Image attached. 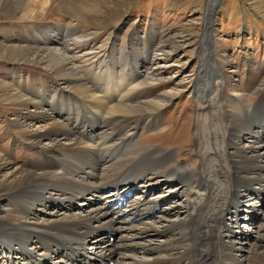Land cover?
I'll use <instances>...</instances> for the list:
<instances>
[{
  "label": "bare ground",
  "instance_id": "6f19581e",
  "mask_svg": "<svg viewBox=\"0 0 264 264\" xmlns=\"http://www.w3.org/2000/svg\"><path fill=\"white\" fill-rule=\"evenodd\" d=\"M97 1L99 0H12L11 3L6 4L5 10L13 14L21 12L25 16L48 12L56 17L58 22L53 29L58 39L54 40V36L47 34L46 31L43 37L30 38L29 42H26L20 38L24 33L18 28H14L13 31L6 30L12 35L8 37V42L0 40L2 58L13 61L15 66L33 63L45 66L71 95L65 96V92L57 89L55 83H47L48 88L57 91L53 97L51 95V98H49L51 89H47L44 84L41 92L38 93V90H35V93H27L24 91L28 88L27 78H17L23 85L19 88L17 83L10 80L13 75H16L18 69L11 67L7 73L0 76V99L5 106L18 114L19 121L14 126L23 133L21 139L42 151V160L36 163L35 170H22L23 168L12 166L0 153V249L10 253L12 257L15 256V260L8 258V264H100L105 262L111 264H241L236 253L244 252L242 243L234 242L235 236L227 234L229 232L233 235V231L229 230L227 224L223 225L224 216L226 213L227 215L232 213L235 217L237 216L235 214L241 211L238 206L244 202L242 203V199L238 198L240 194L236 187H247L249 192L252 191L249 188L254 185L257 186L252 187L254 190L264 185L263 179L258 176L264 172V151H258L255 154L261 146L264 147V142L262 145H257L255 149L234 153V161L229 156L227 158L225 153L224 159L228 160V163L230 161L227 167L221 166V159L217 158V152L212 153L217 158L214 161L212 159L214 167L211 166L213 176L218 177L217 182L214 183L209 178L211 174L209 158L208 161L206 160L208 152L203 153L204 169L202 170L201 167L199 172L186 171L184 177H180L181 173L173 167L174 156L171 152L156 148L147 151L139 158H124L126 154L131 153L135 141L134 132L127 131L131 124L136 119H140L148 129L160 125L158 120L162 109L175 95L162 92L147 101L139 99V95L145 94L144 90L158 85L160 80L152 74L142 79L137 72H131L136 70V56L139 55L135 46L130 45V42H134L133 36L129 42L130 60L123 67L122 73L116 71L119 61L115 59L113 49L106 50L107 54L98 64L101 67L100 70L92 69L87 74L85 72V75L76 69L71 56L66 55L68 51L59 49L58 44L61 46V38L58 35L76 45L88 41L87 32L83 31L80 34L75 23L81 24L100 18L102 8L96 3ZM66 15L70 16L71 21H64ZM65 25L66 28H64ZM24 29L27 35H31L35 30L27 29V27ZM150 44L152 45L151 37L148 38L147 47ZM210 45L205 34L200 42L204 61L197 71L195 93L198 100L201 99L200 102L205 111H209V106L212 105L210 90L215 84V86L218 85V82H214V77L206 78L209 68L216 79H224L223 72L217 68L219 63L211 59ZM155 51L165 53L161 43L155 46ZM90 55L92 57L95 54ZM216 70H220V73ZM201 79L206 81V83L202 81L203 86L200 85ZM29 83L33 84V80ZM201 87L207 89L201 91ZM239 101L234 105L241 115L236 119L232 118L233 123L226 131L229 140L234 139L237 142L241 139L239 133L243 127V124L238 122L242 123L244 118L248 119L251 112L250 108L245 112L241 104L243 99L242 102ZM42 103L47 105L45 109L42 108ZM29 108L37 114L35 118L50 119L46 126L41 127L42 133L23 128L28 126L26 121L32 116L28 111ZM22 111H26L27 116L23 115ZM56 112H63V114L61 117L51 118ZM125 121L127 124L123 123ZM253 124L254 129L261 128L264 121L255 120ZM107 126L115 129V134L97 133ZM208 132H211L210 128ZM259 136L260 141L263 137L261 133ZM117 137H121L119 143H116ZM43 139H47L48 143L43 144ZM201 139L200 135L198 147L202 154ZM67 140V144L62 142ZM237 146V144L236 147L228 145L233 150ZM113 153L119 155L114 157ZM102 165L106 166L105 169L101 168ZM232 167L233 172L230 170ZM147 175L160 176L173 183L186 180L189 181L190 187H194L197 179L201 185L199 188L203 187L206 194L202 201L193 205L195 209L191 207L192 211L195 210L193 215L187 214L176 223H163L161 230L158 231L153 225L143 222L139 216L154 215L161 202L144 200L133 204L128 203L127 199L123 202L121 200L127 195L121 196V194L125 190L129 192L131 185L142 177L147 179L144 180V184L148 183L151 186ZM120 183L125 184L123 191L117 190L113 194L111 192L110 195L112 194L115 200L107 199L104 204L101 203L102 212L95 208L86 210L82 214L63 212L68 208L66 204L73 202L75 198L84 199L83 196L91 195L92 198L86 199L90 202L93 199L96 200L107 187H113L115 190ZM164 188L154 186L152 189L162 193L165 192ZM216 188L219 189V193L216 191L218 197L222 196L224 189L228 191L225 198L222 196L224 202L221 204H212L213 197H216ZM247 191L244 193L241 191L243 200ZM260 193L264 194V189ZM100 200H102L101 197ZM193 202L189 203L193 204ZM47 203L55 206V209L46 213L47 216H38V212H44ZM125 203H128L127 208L133 210L131 218H124V213L115 208L116 205ZM263 203L264 201L260 205ZM131 204L134 206L130 207ZM256 207L258 206H253L252 209L255 210ZM250 213L251 218L255 216L253 214H256L251 211ZM136 214L138 218L134 219L133 216ZM115 220L120 227L111 229ZM121 230L128 233L119 236L117 242L110 241L109 236H114ZM149 235L164 236V238L157 245L142 243L141 240ZM240 235L245 237L243 231L236 236ZM235 238L238 239V237ZM87 241L92 244L91 251H85ZM259 241L264 247V242ZM261 245L257 243L251 246L252 257L245 259L247 261L244 264H264V248H258ZM123 249L129 253L138 250L148 252L152 256V261L134 260L132 256L121 254ZM243 256L242 254L241 258L244 260Z\"/></svg>",
  "mask_w": 264,
  "mask_h": 264
},
{
  "label": "rangeland",
  "instance_id": "374dc122",
  "mask_svg": "<svg viewBox=\"0 0 264 264\" xmlns=\"http://www.w3.org/2000/svg\"><path fill=\"white\" fill-rule=\"evenodd\" d=\"M11 2L12 0H0V40L2 42H8V37L12 35L6 30L13 31L14 28H18L19 31L24 33L20 38L26 42H29L30 38L43 37L46 31L47 34L54 36V40L58 39L53 29L56 22H58L56 17L48 12L25 16L21 12L13 14L5 10L6 4ZM96 3L102 8L100 18L86 23H75L80 34L83 31L87 32V42L84 43L83 41L81 45H76L74 42H69L67 41L68 39H63L58 35L61 38V46L58 44L59 49L68 51L66 55L68 57L71 56L76 69L82 72L83 75L89 73L92 69L98 71L99 68L101 69L98 64L104 55L107 54V51L113 49L114 57L119 61L116 71L122 73L123 67L130 60L131 50L129 42L133 36L134 42H130V45L135 46L139 55L136 56V70H131V72H137L142 79L145 76L150 77V74H152L157 80H160L158 85L144 90L145 94L139 95V99L147 101L162 92L174 93L175 95L162 109L158 120L161 123L160 125L148 129L146 124L140 119H136L131 124L127 131L134 132L135 141L133 149L131 148V153L126 154L124 158H139L147 151L156 148L171 152L174 156L173 167L176 168L175 170L178 173H181L179 174L180 177H184L186 171L199 172L204 169V164L202 165L205 160L203 153L208 152L206 160L208 161L209 158L211 174L210 177L206 176L214 183L218 179L212 174L214 160L220 158L221 166L227 167L228 160L224 159L225 153L227 158L229 156L233 160L234 153L249 151L253 148L255 149L257 145L263 144L264 124L261 128L254 129L255 125L253 123L255 120L264 121V0H99ZM64 21H71L70 16L66 15ZM26 27L27 29L34 28V33H31V35L25 34L26 30L24 28ZM64 28H66V25ZM205 34L211 43L209 47L211 59L219 63L217 68L224 75V79H216L215 76H212L211 68H209V72L206 75V78L214 77V82H218V85L215 86V84V87L212 86L210 90L212 92L210 94L212 97L210 98L212 101V105L209 106L210 112L203 109L200 102L201 99L198 100L195 94L197 90V71L202 67L204 61L202 60L200 42ZM150 37L152 45L150 44L147 47L148 38ZM160 43L163 46L164 54L155 51V46ZM99 48L101 50H98ZM90 54L95 55L91 57ZM13 63L11 60L3 59L2 55H0V76L7 73L10 67L15 70L18 69L16 75H13L10 80L15 82V84L17 83L18 87L21 88L23 86L22 82L18 81L20 79L17 80V78H27L26 86L28 88L24 90L27 93H35V90H38V93L39 91L41 92L43 84L47 89H51L47 87V83H55L57 84V89L65 92V96L69 95L63 85L58 82L55 75L45 66L35 63L15 66ZM205 64L204 62V66ZM213 64L215 65V63ZM220 70H216V72L219 71L220 73ZM30 80H33L31 85L29 83ZM202 81L206 83L205 80L201 79V86H203ZM28 83L29 85H27ZM206 89L201 87V91ZM55 92L57 93V91L51 89L49 98H51V95L53 97ZM242 99L243 103L245 102V105L241 103L245 112L250 109L251 112L248 115L249 120L244 118L245 120L242 123L238 122L243 124V127L241 133H239L241 139L237 142L234 139L229 140L226 131L233 123L232 118L236 119L241 115L234 104L238 103L239 100V102H242ZM1 100L0 153L12 166L23 168L22 170H35L34 166H36V163L42 160V151L21 139L23 133H20L14 126L19 121L18 114L11 111ZM41 106L43 109L47 107L45 103H42ZM28 111L32 116L26 121L28 126L23 128L31 132L42 133L41 127L46 126L50 119L47 117L46 120H39L34 117L37 114L34 113L33 109L29 108ZM22 114L27 116L26 111H22ZM62 114L63 112H56L51 118L61 117ZM123 123L127 124L126 121ZM200 125H205V127H200ZM107 127L97 133L115 134V129L110 126ZM209 128L211 132H208ZM259 133L263 137L260 141L258 140L261 136H259ZM200 135L203 142L200 146L202 154L198 147ZM120 138L117 137L116 143L120 142ZM62 142L67 144L68 140ZM42 143H48V140L43 139ZM235 143L238 145L236 149L233 150L232 147H228V145L236 147ZM258 151H264V147L261 146L255 151V154ZM214 152H217L218 155L220 154L219 157L218 155L217 158L214 157L212 155ZM112 155L115 157L119 154L115 153L114 155L113 153ZM228 164H230V161ZM212 165L213 167H211ZM105 167L101 166L102 169H105ZM233 169V167L230 168L232 172ZM147 176L152 184L151 186L148 183L144 184V180L147 179L142 177V180L139 179L131 185L129 192L125 190L121 194V196L127 194L121 200L123 202L127 199L128 203L133 204L144 200L161 202L159 207L157 206L158 208L154 215L147 216L142 214L139 216L143 222L153 225L158 231L161 230L160 227L163 223H176L179 219L187 216V214L193 215V211H195H192L193 205L198 203V201H202L206 194L202 189L203 187L199 188L201 185L197 179L194 187H190L189 181L186 180L173 183L170 180L162 179L160 176ZM258 176L263 179L264 184V172ZM124 185L123 183L118 184L115 190L113 187H107L98 195L99 199H93L92 201L88 199L90 202H87L86 199L88 197L92 198L91 195L83 196L84 199L75 198L73 202L66 204L69 209L67 208L63 212L82 214L92 208L102 212L101 203L104 204L107 199L112 200L114 198L112 194L117 190L123 191ZM154 186H159V188L166 187L164 188L165 192L161 193L159 190H153ZM252 187L256 188L257 186L254 185ZM252 187L249 188L252 190L249 192L247 187H236L240 194L238 198L242 199V203L244 202L238 206L241 211L238 214L236 213L235 215L237 216L235 217L232 213L228 215L226 213L224 216L223 225L227 224L229 230L233 231V235L229 234V232L227 234L238 237L239 240L233 237L235 239L234 242L242 243L244 252L236 253L241 264L247 261L245 259L252 257L250 250L252 245L257 243L261 245L262 242L259 240L264 242V238H262L264 235V203L260 205L264 201V194L260 193L264 189V185L257 190ZM216 191L218 192L219 189L216 188L215 190L216 197H213L214 202L212 204H221L224 202L228 191L226 189L222 191L224 198L222 196L218 197L219 192L217 193ZM241 191L243 193L247 191L244 195V200L241 196ZM111 192L112 194L110 195ZM100 197L102 200H100ZM192 201H194L193 204H191ZM128 203L121 204L120 206L122 207L119 209L117 206L115 207L117 211L124 213V218H131L133 215V210L127 208ZM131 206L133 207L134 205L131 204ZM253 206L258 207L254 210L252 209ZM54 209L55 206L47 203L43 210L44 212H38L37 215L47 216L46 213ZM250 211L256 213L253 214L255 215L253 218L250 216ZM133 218L137 219L138 215L136 214ZM117 227H120V224L115 220L110 228ZM242 231L245 237L236 236ZM127 233L128 231L121 230L114 236H109V239L114 243L118 241L117 238L119 236H124ZM163 238L164 236L151 237L149 235L141 241L144 244L157 245ZM91 245V242L87 241L84 247L85 251H91ZM258 248L262 249L264 247L261 245ZM140 251L129 253L123 249L120 253L132 256L137 261H152L150 253ZM242 254L244 255V260L241 258ZM8 258L15 260V256L12 257L7 251L0 249V264H8Z\"/></svg>",
  "mask_w": 264,
  "mask_h": 264
}]
</instances>
